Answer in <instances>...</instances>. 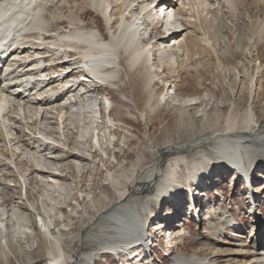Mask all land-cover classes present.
Masks as SVG:
<instances>
[{
    "label": "bare ground",
    "instance_id": "bare-ground-1",
    "mask_svg": "<svg viewBox=\"0 0 264 264\" xmlns=\"http://www.w3.org/2000/svg\"><path fill=\"white\" fill-rule=\"evenodd\" d=\"M119 1L116 0L115 2L119 3ZM126 1L121 0L119 4H113L108 0H76L74 6L79 11L75 12L74 9H70L68 13H63L62 5L67 3L70 8L71 0H0V46L6 47V49L10 48L14 54L13 59L18 58L2 68V72L0 71V137L8 147H11L10 152L12 154L11 156V154L0 153V158L4 155L5 160H7H4L5 163L1 165L8 162L14 168H18L19 164L14 157V154L17 156L18 151L20 154H24L26 159L35 167V178L26 173L23 184L25 186L27 182L32 183V180H35L37 184L42 185L43 193H40L37 198L41 197L40 203L42 205L39 204V200L28 205L31 210L39 215V219H35V222L40 224L41 236L47 242L46 258L53 260L54 264H95L98 253L109 251L119 254L122 251H129L132 246L145 240L146 235H148L147 226L150 220L149 215L152 212L151 205L158 203V198L166 200L169 191L180 189L178 187H185L184 184L176 181L177 169L183 164L189 178L198 172L200 175L205 173L203 165L207 163L208 157L199 154L192 159L183 155H176L171 161L157 158L146 167L145 171H142L144 172L142 175L138 176L135 174L137 168L132 169L131 176L126 173L115 174L107 166L110 164L108 159L97 158L93 153L100 149L106 155H113L117 158L116 152L108 149V144L113 143L116 134L112 127L118 124V121L111 116L112 108L109 115L107 117L104 115V119H102L101 112L99 113L97 109V98L91 93L96 89H90L87 92L85 84L67 89L72 80L75 79L74 76L69 78L70 74L66 75L68 66L65 65L67 63H59V68L55 70L57 73L55 71L48 72L46 68L39 72L27 71L22 73L26 67L24 61L27 57L32 54H39V49L42 47H48L49 50H60L59 54H65L72 49L80 58L77 68L79 67L82 73L78 77L88 78L91 83H97L96 86L103 84L112 86L119 76L121 60H123L121 57L125 56L124 60L130 69L129 80L132 85V92L127 99L137 110L136 112L128 111V117L141 119L147 123L149 117H155L161 110L162 103L167 104L168 92L165 91L157 95L156 77L161 78L164 69H167L172 75L175 74L176 56L179 53L181 54L180 60L183 62L190 57L192 49L188 46V37L193 48H196L199 43V37L196 35L195 37H187L186 33L183 34V32H186L191 25L194 27L200 25L202 19L207 20L208 16L210 17L208 13L213 8L212 6L214 4L219 5L221 0H166L165 4L168 7L162 13L166 23L169 22L170 26L174 25L173 27L178 24L182 25L180 30L175 32L171 38V44L170 40H167V36L160 31L163 23L159 29L156 25L159 23V15L154 9V0ZM225 2L233 7L234 0H225ZM135 4L138 8L137 15L132 13ZM196 4L201 5L199 9H202L203 17L197 10L198 5ZM47 6H55L53 15L66 19L72 30L69 29L68 33L58 32L57 37L47 41L48 44L45 45L46 42L40 41L42 33L52 30L50 29L51 18L45 17L48 10ZM84 7L94 11L102 18L108 36L102 33L97 24V15H93L91 21L86 22V14L89 10ZM128 16L131 18L128 19ZM141 17L146 21L145 23H143L144 20L139 22ZM190 17H193L194 22L189 19ZM217 18L214 16L212 19H208L215 21ZM115 23L117 25L116 30L113 28ZM252 23L255 27L254 34L260 35L264 31V19L255 18ZM147 30L149 33L159 32L158 37L155 40L149 38L147 42H144L142 35ZM200 39L203 41V38ZM203 42L207 43L206 45L210 44L206 35H204ZM222 52L225 53L228 50L223 49ZM55 54L51 53L50 55L54 57ZM194 54H196L195 51ZM154 55L158 60V67H162L158 74L152 64ZM39 63H43V60L30 61L28 65L31 66L30 69H33ZM52 73L55 74L51 75ZM36 75H39L40 80H37ZM80 78L76 79L79 81ZM43 82H47V84L43 86ZM256 89L259 88H257L254 78L251 77L248 90V102L250 101V103H248L244 113H238L234 116V113L231 112L224 116L221 105H218L217 110L210 114L208 107L213 105L214 100L207 92L193 95L184 94L179 98L176 107L181 126L180 137L183 136L184 138L182 142L169 143L166 147L178 151H189L192 147L214 139L211 149L212 156L222 167L235 170L236 173L240 169V173L244 174L255 165L259 173L257 176L264 180V132L257 131V112L252 106ZM84 90H86L88 102L80 96ZM104 95L107 96L105 97L107 103L111 104V96L107 93ZM76 100L80 102L78 103ZM190 106L196 107L200 112L199 125L191 114ZM224 118L226 121L225 130L211 133L210 130ZM33 123L35 124L33 125ZM18 125H23L24 131L19 128L17 130ZM34 126L38 129L34 130ZM78 128H80L81 134L76 136L78 138L74 144L76 151L70 150V142L68 143L70 131L78 132ZM26 134L30 136L27 137ZM146 136L148 137L149 134L146 133ZM22 137L29 138L31 141L24 138L23 140ZM149 146L154 148L155 145L149 144ZM66 147L70 149H66ZM64 156L67 159L71 158L73 163L64 162L62 159H65ZM84 161L90 163L96 170L101 164L105 165L106 183L116 193V198H113L114 201L111 200L110 194L104 192H101L98 198L97 195L91 196L90 192H84L80 189L81 179L79 183L77 180H71L69 185L72 187V192L67 189L68 192L64 196L65 192L63 191L67 183L64 186L66 182L64 174L66 172L63 170L71 165L74 170L79 169L78 176L82 178L85 172L83 169ZM81 166H83L82 170H80ZM4 176H6L4 177L5 183L8 185L15 184H13L15 180L12 177L8 178L7 174ZM257 176L252 179L257 180ZM89 177L92 178V175ZM208 187L207 181L203 191H208ZM262 188L263 186H260L258 189L261 190ZM57 190H59L58 196L65 197L63 202L70 208L71 213L63 212L64 206L59 205L57 199L59 197L52 198L51 194L56 193ZM132 192H145V197L142 200L131 198L129 196ZM250 192L246 191L250 200L248 210L251 217L250 227L243 226L242 222L238 221L227 208L220 214L216 204H210L213 214L218 216L217 222L209 223L211 233L216 237L224 235L225 240L228 234V226L234 224L236 225L233 227L235 234L240 236L247 234V239H238V242L233 244L237 246L234 251L222 247L213 248L210 258L201 257L194 253L185 255L178 251L174 254V264H215L211 258L217 259L219 256L226 255H233L232 258H228L234 259L233 262L239 261L235 259L245 253L248 247L251 249L249 256L252 254L254 258L239 261L237 264H264V233H260V230H264V222L257 215L259 212L264 213V206L255 199L256 190H252L251 187ZM70 193L76 194V196L71 197L74 201L73 206L70 204L69 196H67ZM21 198L25 201L28 200L26 192L22 193ZM101 199L106 203L105 205L98 202L102 201ZM87 200L89 205L85 206ZM179 203L177 202L176 206L180 205ZM258 203L263 211L260 210L261 207L258 206ZM17 204H14L16 207L11 214H7L0 204V264H11L9 257L12 249L15 248L17 252L21 251L20 244L23 237L28 241L31 239H33L32 242L35 241L36 235L32 227V217L29 216L28 212H22L21 207ZM89 210H92L93 214L89 219L90 221L83 225V238L94 245L95 249L79 252L77 257L67 256L62 246V232L71 230L72 214L82 217ZM209 212L211 211L209 210ZM172 214H170L171 217L168 214L164 215V219L170 220L174 216ZM55 221H61L62 224L55 223ZM9 222H13V226L10 227ZM179 226L177 224L174 229ZM170 227L172 228L171 224ZM248 228L251 229L248 230ZM177 231V237L180 240L184 232L181 231V228H178ZM223 244H229V242L225 241ZM132 250H130L131 253ZM25 259L26 263L30 262L28 256Z\"/></svg>",
    "mask_w": 264,
    "mask_h": 264
},
{
    "label": "rangeland",
    "instance_id": "rangeland-1",
    "mask_svg": "<svg viewBox=\"0 0 264 264\" xmlns=\"http://www.w3.org/2000/svg\"><path fill=\"white\" fill-rule=\"evenodd\" d=\"M71 1L72 2L69 3L71 5L70 8L67 3H64L62 5L63 13H68L70 9H74L75 12L79 11L77 8L75 9L74 6L76 0ZM108 1H111L110 3L113 4H119L121 2V0L119 1V3L115 2L116 0ZM122 1L125 2L126 0ZM198 3L200 4V1ZM199 4L196 5H198L197 10H199V13L201 14L202 9H199L201 8V5ZM227 5L228 4L227 2H225V0H221L219 2V5L214 4L215 7L212 6L213 8L210 10L211 14L208 13V15H210V17L208 16V18L212 19L214 16H216L219 19L217 18L215 21H212L208 18L205 21L202 19V22L200 21V25H198L197 27L191 25L186 32H183V34L186 33L187 37H195V35L199 37L198 42L200 44L198 43L197 47L193 48L191 45L192 43H190V39L188 37V46L190 49H192L191 52L193 51V53L190 52V57L188 59H185L183 62L182 60H180L181 54L177 52L179 54L176 56L177 68L175 74L172 75L167 71V69H164L163 73L161 74L162 77H156L155 87L157 95L166 91L168 92L169 96L167 95V104L165 102L162 103L161 110L158 111L155 117H149L147 119V123H145V121H142L141 119L128 117V111L136 112L137 110L127 99V97H129L132 92V85L129 80L130 69L128 68L124 60L125 56L121 57L123 60H121L122 65L120 67L119 76L115 79L114 84H112V86L115 87H97L94 92L91 91L93 95H96L98 97H101L106 93L111 96V101L113 102L111 116L118 121V124L112 127L114 133L116 134V136L113 138V143L115 144H107L109 145L108 149L116 152L117 158H115L113 155H106L105 152L100 149L95 150L93 153L97 158L102 157L104 159L106 158V160L108 159L110 164L108 163L109 165L107 166H109V168H111V170L115 174L126 173L130 176L133 168L138 169L135 173L137 176L142 175L144 173L142 171H145V169H147L146 167L149 166L157 158L164 159L165 161H171L176 155H183L188 159H192L197 157L199 154H204L206 157H208L207 163L203 165L204 172L211 168L213 174L215 175L212 179V182H214L215 184L212 185L211 188L210 186L208 188L209 190H211L213 186H216V189L219 193L215 194L214 190L209 191V200L215 199L220 201V204L217 203L218 207H222L221 209L227 208L228 211H230L238 221L242 222V224H245V227H250L251 217L248 214L250 200L245 193V188H243V181L241 180V176H238L237 173L234 172L235 170H228L227 168L222 167L220 163L213 158L211 149L214 144V139L207 140L201 145L192 147L191 149H189V151H178L166 147L169 143L182 142L184 138L183 136L180 137L181 126L179 122V115L177 112L178 110L176 109L177 102L179 101L180 97H182L184 94L193 95L197 93L199 94L207 92L214 100L213 105H210L208 107V112L210 114H213L217 110L218 105L222 106L224 116H226L229 112H231L232 114L234 113L233 116L237 115L238 113L242 114L248 107V103H250V101L248 102V90L251 77L254 78L257 84V88H259L258 90L256 89V94L252 101L253 109L257 112V131L264 132V31L261 32L260 35L254 34L253 30H255V27L253 25L254 23H252V20L255 18L264 19V0H234L233 7ZM47 8L48 10L45 14V17L47 19L51 18L50 29H52L51 31H49V39H55L58 35V32L68 33V30L70 29V23L67 22V20L64 18L57 17V15L55 16V14L53 15L52 12L56 8L55 6H47ZM85 9L89 10V12L86 14V22H90L92 19L91 17L93 15H97V24L101 28L102 33L106 35L102 18L94 11L88 8ZM201 16L203 17V14H201ZM189 19L193 20V17H190ZM157 27L159 29V25H157ZM113 28L116 30V23L114 24ZM71 30L72 29H70V31ZM204 35H206V37L210 41L209 45H206L207 43L203 42ZM200 38H203V41ZM241 43H243V46L241 45ZM223 49H227L228 52L225 53L228 54L223 53ZM245 49L247 50L245 51ZM194 51L196 52V54H194ZM75 58H78L77 54H75ZM155 59L156 56L154 57V59H152V64L154 65L155 70L158 74V70H160V67H158ZM85 101L87 102L88 99ZM79 102L80 101H78V103ZM191 107L192 106H190L191 114L194 116L195 122L199 125L201 118L200 112L196 107ZM101 116L103 117L102 119H104L103 112L101 113ZM34 124L35 123H33V125ZM37 126L39 127V125ZM38 127L34 126V130H37ZM18 128L24 131L25 127L23 125H18L17 130H19ZM225 128L226 121L224 118V120L222 119L218 125L210 130V132H221V130L224 131ZM12 130L15 132L14 129ZM185 132L186 131L184 130V133ZM70 133L71 134H69L70 136L68 137V143L70 142L69 145L71 149L67 147L66 149L76 151V146L74 144L75 140L78 139L76 136H79L81 134L80 128H78V132L70 131ZM106 133L108 134V131H106ZM146 133L149 134L148 137L146 136ZM2 136L4 137V134H2ZM26 136L29 137L30 135L26 134ZM23 138L24 137H22V139ZM1 139L2 138L0 137V153L10 155L11 147H8L6 145V142L2 141ZM24 139H26L27 141H31L29 138ZM149 144L155 145L154 148L150 147ZM111 150H109V152H111ZM16 154L17 156L14 154V157L16 158V162L19 164L18 168H14V166H11V164H9L8 162L5 165H1L2 163H5V157L3 155V157L0 158V204L2 208L6 210L7 214H11L14 207H16L14 204L18 203L17 205L21 207L22 212H28L29 216L31 215L33 221L32 227L35 230L36 236L34 242H32L33 239L28 241L23 237L20 244L21 251L17 252V250L13 248L12 253L9 257V263L54 264L53 260L46 258L45 248L47 246V242L45 238L41 236L40 231L42 229L40 224H37L35 222V219H39V215H37L34 210H31L30 206L28 205H32L37 200H39V204L42 205V203H40L41 197L37 199L39 194L43 193V189L41 188L42 185H39L37 184V182H35V180H32V183L27 182L24 186L23 179H25L26 173H29L28 176L35 178V167L28 159H26L24 154H20V152L18 151ZM64 157L65 159L62 158L64 162H72L71 158H68V160L66 156ZM69 166L71 167V165ZM69 166L65 167L66 170H63L66 172L64 174L66 180L64 186L67 183V187L65 186V190L63 191L65 192L64 196H66V192H72V187L69 185L70 181L77 180V182L79 183L81 179L80 189L84 192H90L89 194L91 196L97 195V198L101 195V192H104L108 195L110 194L109 196L112 201L115 200L113 198H116V193L106 183L107 181L105 179V165L101 164L100 167H98L96 170V168L93 169L90 163H83L84 167L81 166L80 168V170H82V167L83 169H85L82 178L78 176L79 169L76 168V170H74L73 167L70 168ZM231 172L232 174L234 173V176L231 174ZM4 174H7L8 178L12 177V179L15 180L13 184H15L8 185V183H5L4 177L6 176H4ZM90 175H92V178L89 177ZM187 177V170L182 164L181 167L177 169L176 181L177 183L179 182L185 185L187 183V179L189 178ZM72 183L74 184V182ZM260 186H263L261 190L258 189ZM253 189L256 190L255 199L259 201V203L261 202V204L264 203V180H259L258 178L257 180L252 179V190ZM58 191L59 190H57L56 193L51 194V196H53L52 198L59 197L57 198L58 203L59 205L64 206V208H62L63 212L66 214L71 213L70 208L67 207L63 202L65 197L58 196ZM24 192H26L27 194V201L21 198V195ZM174 192L179 193V189L169 191L167 195L168 198H170V196L173 195L172 193ZM67 196H69L70 204L73 206L74 201L73 199H71V197L76 196V194L74 195L70 193ZM129 197L139 198L140 200H142L145 197V192H132ZM168 198L166 200H160V198H158V203L151 205L152 212L149 215L150 220L156 218V220H154V231L158 232L161 244L166 242L163 236L165 232L169 231L167 233L168 235L171 232L173 235H176V233H178L176 229H174L175 223L171 224L173 228L171 230L170 225L167 226V228L165 226L168 222L166 218L162 221L160 220L163 218L162 216L172 214L170 213L172 210L171 202L168 200ZM221 200L223 201L221 202ZM98 202H100L101 205L106 204L105 202H103V200ZM207 202L208 199L202 198L201 206H205ZM259 203L258 206H260ZM85 204V206L89 205L88 200L87 202H85ZM80 208L81 206L79 207V209ZM260 210L263 211L262 207L260 208ZM92 214V210H89L86 215H82V217L80 215L78 216L72 214V221L70 222L71 230L62 232V246L67 256L77 257L79 252L92 251L95 249L94 245H92L87 239L83 238V225L90 221L89 219ZM169 217H171V215ZM217 217L218 216L214 214L211 215V219L202 220L197 224H189L185 228H183V230L181 229V231L184 232V235L180 240L176 238L178 247L175 253L181 251L185 255L194 253L201 257L210 258L212 256L213 248L222 247L228 249L229 251H234L237 246L233 244L237 243L238 239H247V234L242 236L235 234V228L233 229V227H235L236 225L234 224L228 226V234L225 240L224 235L219 236L220 238L216 237L213 233L210 232L209 223L217 222ZM208 218H210V216ZM55 223L62 224L61 221H55ZM8 225L10 227L13 226V222H9ZM55 229L57 230V227ZM249 229L251 228H248V230ZM225 241L229 242V244H223ZM130 250L128 253L126 251H122L119 253V255L113 253L104 254V252L98 253L96 255L95 264H135L133 263L132 258H130ZM250 251L251 249L248 247L247 251L241 256H237L235 260L246 261L248 259L254 258L252 254H250L249 256ZM27 256L30 260L29 263H26L25 258ZM231 256H219L217 259L211 258V260L215 264H237V262L239 261L233 262L234 259H228L232 258ZM159 257L161 259V262L159 264H174V255L172 258H164L162 254H160ZM137 264H147V262L142 261L141 263Z\"/></svg>",
    "mask_w": 264,
    "mask_h": 264
}]
</instances>
